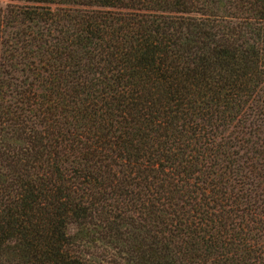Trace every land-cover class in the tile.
Segmentation results:
<instances>
[{
    "label": "trees",
    "instance_id": "16d2710c",
    "mask_svg": "<svg viewBox=\"0 0 264 264\" xmlns=\"http://www.w3.org/2000/svg\"><path fill=\"white\" fill-rule=\"evenodd\" d=\"M0 2V264H264V0Z\"/></svg>",
    "mask_w": 264,
    "mask_h": 264
},
{
    "label": "rangeland",
    "instance_id": "374dc122",
    "mask_svg": "<svg viewBox=\"0 0 264 264\" xmlns=\"http://www.w3.org/2000/svg\"><path fill=\"white\" fill-rule=\"evenodd\" d=\"M2 3L0 2V5H1Z\"/></svg>",
    "mask_w": 264,
    "mask_h": 264
}]
</instances>
